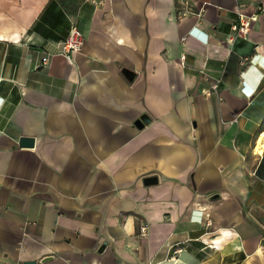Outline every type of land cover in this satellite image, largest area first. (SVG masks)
Masks as SVG:
<instances>
[{
    "label": "crops",
    "instance_id": "0c3cea01",
    "mask_svg": "<svg viewBox=\"0 0 264 264\" xmlns=\"http://www.w3.org/2000/svg\"><path fill=\"white\" fill-rule=\"evenodd\" d=\"M260 138L264 0H0V264H264Z\"/></svg>",
    "mask_w": 264,
    "mask_h": 264
},
{
    "label": "built area",
    "instance_id": "2783aa9c",
    "mask_svg": "<svg viewBox=\"0 0 264 264\" xmlns=\"http://www.w3.org/2000/svg\"><path fill=\"white\" fill-rule=\"evenodd\" d=\"M178 15H185L187 13H195L197 15H200V11H194L193 5L189 2H185L183 4L182 9H179L177 11ZM256 20V16H245L244 14H241L240 12L237 13L236 19L233 21L231 25L232 34L229 36V41H234L238 37H244L248 33L251 22ZM84 44V35L82 31L78 28L76 24H73L70 28L69 34L66 37L65 40L62 41L61 47L59 49V53L69 57L70 55L76 54L82 49V46ZM185 56H181V60H184ZM224 70L221 71V74L219 77H217L210 85L209 89L207 91H213L217 92L220 83L222 81ZM148 226L146 224H142L140 226V233L142 235H145L147 233Z\"/></svg>",
    "mask_w": 264,
    "mask_h": 264
},
{
    "label": "water",
    "instance_id": "95a60500",
    "mask_svg": "<svg viewBox=\"0 0 264 264\" xmlns=\"http://www.w3.org/2000/svg\"><path fill=\"white\" fill-rule=\"evenodd\" d=\"M125 72L127 74H130V71L129 70H125ZM148 120L149 119L147 118V116L143 115L138 120H136L135 124L138 127H143V125L146 122H148ZM34 142H35V140H34L33 137L22 136L19 139V146H21V147H32L34 145ZM144 182H145V184L155 183V182H157V177L156 176H148V177H145ZM46 259H49V258L47 257L44 260H46Z\"/></svg>",
    "mask_w": 264,
    "mask_h": 264
},
{
    "label": "bare ground",
    "instance_id": "6f19581e",
    "mask_svg": "<svg viewBox=\"0 0 264 264\" xmlns=\"http://www.w3.org/2000/svg\"><path fill=\"white\" fill-rule=\"evenodd\" d=\"M263 142H264V141H263ZM263 146H264V144L262 143V138H260V140L257 142V148H256V149H257L259 152H261Z\"/></svg>",
    "mask_w": 264,
    "mask_h": 264
}]
</instances>
